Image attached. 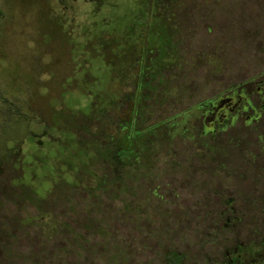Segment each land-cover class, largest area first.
<instances>
[{"label":"rangeland","instance_id":"obj_1","mask_svg":"<svg viewBox=\"0 0 264 264\" xmlns=\"http://www.w3.org/2000/svg\"><path fill=\"white\" fill-rule=\"evenodd\" d=\"M204 2L0 0V264H31L30 254L43 264H165L171 250L184 264H203L216 249L202 245L205 230L228 217L233 228L264 225L257 130L241 122L212 134H202L200 123L187 133L165 128L167 118L221 89L217 63L197 51L209 42ZM263 7L264 0H221L214 8L221 41L236 33L240 12L255 9L242 14V33L258 27L264 34ZM162 61L180 66L168 65L163 83L150 86L141 75H159ZM227 67L224 78H237ZM139 108L141 127L130 135L141 143L125 142L139 155L128 158L135 170L125 184L122 170L115 178L107 164L122 169L110 159L111 143ZM59 224L84 245L59 252L66 232L37 233L66 230Z\"/></svg>","mask_w":264,"mask_h":264},{"label":"flooded vegetation","instance_id":"obj_2","mask_svg":"<svg viewBox=\"0 0 264 264\" xmlns=\"http://www.w3.org/2000/svg\"><path fill=\"white\" fill-rule=\"evenodd\" d=\"M220 1L206 0L203 4V27L208 34L209 42H207L204 49H197V51L203 54H200V56L204 57L206 62L217 63L218 67L215 66L213 71L218 74L216 82L221 85V89L211 97L196 101L185 110L167 118L165 122L169 123L165 128L176 132L177 128L181 127L182 132L187 133L189 131L186 126L191 125L192 128L194 123H200L202 125L200 132L202 131V134H212L216 131L224 130L227 126H234L236 123L241 122L243 126L257 130L256 138L261 143H264V34H257L258 27L242 33L240 21L244 13L240 12L235 18L238 24V28L234 29L236 33L232 37L230 36L221 41L222 25L214 17L217 12L214 8L219 7ZM262 9L264 10V7ZM254 11L257 10L255 9L251 12ZM251 12L244 15L247 16ZM190 21L191 19L189 18L183 19V27H187ZM182 28L178 29L176 36H178ZM260 30L264 32V27L260 28ZM188 32L192 31L188 30ZM177 39L179 40V48H183L181 44L183 41L179 37ZM210 41L215 43L211 44ZM172 43L173 41H171ZM228 44H231L230 47ZM231 49L234 51L229 53ZM237 52H243L242 54H246L244 55L246 58H239V60L233 62L230 58V60L227 59L228 57L236 56ZM176 55L172 56V58H175ZM168 57H170L169 53ZM174 62L176 61H173V63H168L167 61L158 62L159 64L155 66L154 72L159 75H155L153 79H150L148 81L149 85L152 86L151 82L154 81L155 86L159 87L163 83L162 71L168 65L174 64ZM227 63L233 64L234 71L238 74L237 78L229 80L224 78V72L229 70ZM177 64L176 62L175 66L179 67L180 65ZM261 148L263 151L264 147ZM129 165V162L122 163L121 169L107 164L109 171L112 172L115 178L118 176L115 171L122 170L123 179L121 181L125 184L126 180L132 175L131 171L135 170L128 168ZM137 165L139 166V164ZM102 177L105 182L106 175H102ZM256 201L254 200L253 202ZM232 202H234V198L226 199V203H229L227 210L235 212V207L231 205ZM128 212L132 211L128 210ZM230 218H227L223 226H218L217 230H205L202 245L211 244L216 246V249L211 252H205L202 257V263L264 264V225L256 222V225L248 229L238 225L233 228L235 223L233 224ZM235 219L234 222H240L241 218L240 216H235ZM242 230L247 231L242 232ZM164 262L165 264H184L183 255L175 250L167 251L164 253ZM198 263L197 260L192 261V264Z\"/></svg>","mask_w":264,"mask_h":264},{"label":"trees","instance_id":"obj_3","mask_svg":"<svg viewBox=\"0 0 264 264\" xmlns=\"http://www.w3.org/2000/svg\"><path fill=\"white\" fill-rule=\"evenodd\" d=\"M2 15H3V11L0 8V17ZM141 76L147 82L150 79H153V78H151L152 76H151V74L148 71H147V73L143 72ZM142 112H143V109H141V108L135 109V111L133 112L132 119L129 122H125L126 124L123 125L124 127L121 129L122 130L121 133H123L124 135L121 138H117L116 141L111 143L112 147H114L116 149V151H117V152L114 151V154H111V156H110V159H112L111 160L112 162L117 163V164L118 163H125L128 160V158L136 159L137 156L139 155L138 151L137 152L136 151H131V149H129L130 151L127 150V148H128V146H127L128 143L127 142H129L130 140H133L134 142L141 143L140 139H139L140 138L139 134H136L137 136L134 138V136H132V134L130 135V132L132 130H136V129L141 127V122H139V114L142 115ZM83 129L87 130L88 128L86 126H83ZM155 131L157 132V131H159V129H155ZM125 142L127 143V145H126ZM124 150L129 152V154H127V158H126V156H124L125 155ZM131 161H132L131 159L128 160V162H131ZM103 179L104 178L101 179V183L104 182ZM101 183H99V184L101 185ZM59 225H60L61 228L66 229V230H37V233L41 234L43 237H47V239H49V238H52V236H54V235L59 236L63 232H66L71 238H70L69 241L67 239H65V238L62 239L63 241H65L66 244H65V247H62V248H60V250H57L59 252L62 251V250H66V248L68 250L69 249L74 250V247H82L84 245L83 244L84 241L81 238L83 236L75 233L74 230H70L68 225H62V224H59ZM55 228H56V226H55ZM30 255L32 256L31 257L32 260L29 258V259H26V261L28 260V262L31 263V264H43L42 260H44V258L39 259L40 256H38L37 254H30ZM27 257H28V255H27ZM57 257H61V256L58 255ZM13 264H15L14 261H13Z\"/></svg>","mask_w":264,"mask_h":264}]
</instances>
